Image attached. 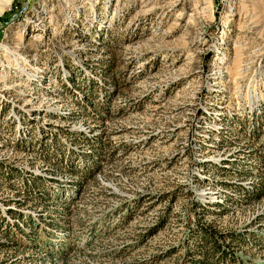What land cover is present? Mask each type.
Masks as SVG:
<instances>
[{
    "label": "rangeland",
    "instance_id": "374dc122",
    "mask_svg": "<svg viewBox=\"0 0 264 264\" xmlns=\"http://www.w3.org/2000/svg\"><path fill=\"white\" fill-rule=\"evenodd\" d=\"M7 1L0 264H264V0Z\"/></svg>",
    "mask_w": 264,
    "mask_h": 264
},
{
    "label": "trees",
    "instance_id": "16d2710c",
    "mask_svg": "<svg viewBox=\"0 0 264 264\" xmlns=\"http://www.w3.org/2000/svg\"><path fill=\"white\" fill-rule=\"evenodd\" d=\"M211 232V231H210ZM212 233V232H211ZM212 235L210 234L209 238H204L206 239V241H208L210 243V245L212 246V250L211 253L213 252H218L222 258L223 255H226V251L225 250H221V248L219 247V244H217V242L214 241L213 237H211ZM225 237H223L224 239ZM225 241V240H224ZM202 253V252H201ZM200 253V254H201ZM208 254V253H207Z\"/></svg>",
    "mask_w": 264,
    "mask_h": 264
},
{
    "label": "bare ground",
    "instance_id": "6f19581e",
    "mask_svg": "<svg viewBox=\"0 0 264 264\" xmlns=\"http://www.w3.org/2000/svg\"><path fill=\"white\" fill-rule=\"evenodd\" d=\"M12 0H8L7 2H6V6H9V4H10V2H11Z\"/></svg>",
    "mask_w": 264,
    "mask_h": 264
}]
</instances>
